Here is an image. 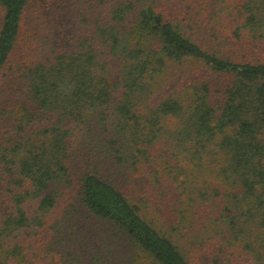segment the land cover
Wrapping results in <instances>:
<instances>
[{"label":"trees","instance_id":"16d2710c","mask_svg":"<svg viewBox=\"0 0 264 264\" xmlns=\"http://www.w3.org/2000/svg\"><path fill=\"white\" fill-rule=\"evenodd\" d=\"M0 264H264V0H0Z\"/></svg>","mask_w":264,"mask_h":264}]
</instances>
